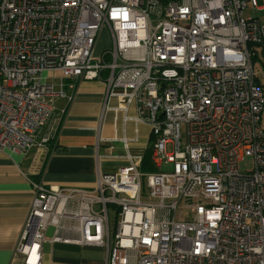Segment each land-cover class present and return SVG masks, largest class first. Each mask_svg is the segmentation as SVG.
Instances as JSON below:
<instances>
[{"label":"built area","instance_id":"obj_1","mask_svg":"<svg viewBox=\"0 0 264 264\" xmlns=\"http://www.w3.org/2000/svg\"><path fill=\"white\" fill-rule=\"evenodd\" d=\"M248 2L0 0V150L27 153L54 98L72 100L44 81L59 71L103 81L124 122L149 125L153 166L172 164L142 172L123 137L127 165L92 190L32 182L24 264H41L44 241L102 247L105 264H264V20ZM102 30L111 46L96 55Z\"/></svg>","mask_w":264,"mask_h":264},{"label":"crops","instance_id":"obj_2","mask_svg":"<svg viewBox=\"0 0 264 264\" xmlns=\"http://www.w3.org/2000/svg\"><path fill=\"white\" fill-rule=\"evenodd\" d=\"M105 32L96 42V55L107 48L102 41ZM43 78L71 94L72 100L54 98L52 114L27 153L0 150V264H24L16 247L34 197L32 182L92 190L100 172L127 165L123 137L129 140L132 153H143L151 140L147 123L124 122L123 112L112 110L118 100L107 98L103 81L64 78L59 71L45 72ZM128 115L135 116L133 105ZM105 263V250L99 246L42 243L41 264Z\"/></svg>","mask_w":264,"mask_h":264},{"label":"rangeland","instance_id":"obj_3","mask_svg":"<svg viewBox=\"0 0 264 264\" xmlns=\"http://www.w3.org/2000/svg\"><path fill=\"white\" fill-rule=\"evenodd\" d=\"M255 4L257 7H253L249 2L247 3V6L243 9V14L245 17H257L261 21L264 20V0H255ZM106 31V30H105ZM107 32V31H106ZM104 33L102 41H104V45L107 47L111 46V40L109 38L108 33ZM254 50L256 51V55L253 57V69L255 72V78L262 84H264V46L262 45H254ZM171 148L168 145L167 151H170ZM172 169L171 163H161L159 167L153 166L152 170L149 169H143L141 170L144 173L148 172H160V171H170ZM145 183V177H142V184ZM109 208L110 205L108 206ZM189 215H186V219H190L191 217H188ZM109 218H110V225L111 230L113 231V222H114V213L112 210L109 211ZM53 233L52 227H48L45 231V237L49 238L51 237Z\"/></svg>","mask_w":264,"mask_h":264},{"label":"trees","instance_id":"obj_4","mask_svg":"<svg viewBox=\"0 0 264 264\" xmlns=\"http://www.w3.org/2000/svg\"><path fill=\"white\" fill-rule=\"evenodd\" d=\"M256 79V78H255ZM256 81L258 83H260L257 79ZM261 86L263 87V91H264V84L260 83ZM261 120L263 122V125H264V109H263V112L261 114ZM142 156H143V160H142V163H141V166H140V169L143 170V169H149V170H152L153 168V164L151 162V140H150V143L149 145L147 146V148L144 150V152L142 153Z\"/></svg>","mask_w":264,"mask_h":264}]
</instances>
